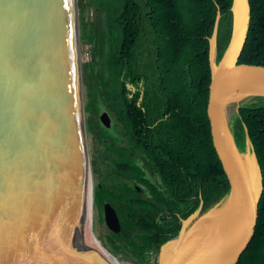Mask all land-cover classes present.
<instances>
[{
    "label": "water",
    "instance_id": "1",
    "mask_svg": "<svg viewBox=\"0 0 264 264\" xmlns=\"http://www.w3.org/2000/svg\"><path fill=\"white\" fill-rule=\"evenodd\" d=\"M230 10L218 61L219 9L208 39L210 132L229 191L203 212L200 200L160 245L156 264H230L253 235L262 173L246 127L245 148L237 146L229 108L264 97V67L237 66L249 0H232ZM79 53L77 0H0V264H112L96 249ZM99 121L111 126L107 111ZM103 216L120 230L108 202Z\"/></svg>",
    "mask_w": 264,
    "mask_h": 264
},
{
    "label": "trees",
    "instance_id": "2",
    "mask_svg": "<svg viewBox=\"0 0 264 264\" xmlns=\"http://www.w3.org/2000/svg\"><path fill=\"white\" fill-rule=\"evenodd\" d=\"M249 3L250 26L237 66L264 67V0ZM231 5L232 0H78L80 47L90 44L93 51L82 64L86 129L103 144L100 158L111 169L106 187L95 186L94 202L102 198L114 207L120 230L110 231L112 247L139 264H147L150 254L156 262L160 245L178 233L181 219L200 200L205 211L229 191L210 132L208 39L219 9L218 61L231 34ZM89 7L96 16L91 23L85 18ZM101 109L111 117L109 128L91 117ZM229 118L242 150L246 127L263 184L253 235L230 264H264V97L243 102ZM144 162L159 186L146 177Z\"/></svg>",
    "mask_w": 264,
    "mask_h": 264
},
{
    "label": "rangeland",
    "instance_id": "3",
    "mask_svg": "<svg viewBox=\"0 0 264 264\" xmlns=\"http://www.w3.org/2000/svg\"><path fill=\"white\" fill-rule=\"evenodd\" d=\"M78 3V0H77ZM88 7V6H87ZM85 18L87 19L88 23L94 22L96 19L95 13L93 11L92 7H89L85 13ZM93 51L90 44H86L83 47H80V62H81V76H82V64L86 63L90 60H92ZM81 93H82V102L83 105H85L88 101V98L86 96V88L84 83L82 82L81 85ZM251 98H248L245 101H249ZM102 111H106L105 109H101V111L96 114L92 113L91 117L99 120V114ZM234 112V106L229 108V117ZM85 117V127H86V119L89 116V113L85 112L83 113ZM86 146H87V156L89 161V179H90V185L93 190V201H94V192H95V186H97L98 183H103L106 187V183H109L110 175L109 171L110 166L107 161H102L100 158V152L103 150V144L95 139L93 134L86 129ZM140 165H142V161H139ZM143 169L145 172L146 177H148L154 184L159 186V179L158 177L151 171H148L146 169V165H143ZM108 182H106V181ZM104 190V189H103ZM97 202V203H96ZM96 202H94L95 207V223H96V238L98 239V242L100 243L101 247H99V250L102 251L105 255L108 256V258L111 259H117L119 262H123L126 258L129 263L132 264V262H135L136 264H139L135 260L129 258L124 251L121 250H115L113 249L112 245L116 244L113 240L110 238V229L106 226L103 216V207L107 203V201L102 200V198L97 199ZM103 203L102 209L100 208V205ZM203 212V211H202ZM103 218V219H102ZM104 250V251H103ZM106 250H109L112 254L110 255ZM124 254V255H123ZM123 255V256H122ZM158 252L156 253L155 258H157ZM154 255L150 254L148 256L149 262L147 264H156V262H153Z\"/></svg>",
    "mask_w": 264,
    "mask_h": 264
},
{
    "label": "bare ground",
    "instance_id": "4",
    "mask_svg": "<svg viewBox=\"0 0 264 264\" xmlns=\"http://www.w3.org/2000/svg\"><path fill=\"white\" fill-rule=\"evenodd\" d=\"M91 190H92V188H91ZM92 196H93V190H92ZM99 247H101V245H100V243L98 242V239L96 238V249H98L99 250ZM104 251V250H103ZM105 253V252H104ZM124 255V254H123ZM122 255V256H123ZM108 257V256H107ZM109 260L111 261V263L112 264H115V263H120L117 259L115 260V259H113L112 257H111V259L109 258ZM129 264H131V263H129ZM132 264H136L135 262H132Z\"/></svg>",
    "mask_w": 264,
    "mask_h": 264
},
{
    "label": "flooded vegetation",
    "instance_id": "5",
    "mask_svg": "<svg viewBox=\"0 0 264 264\" xmlns=\"http://www.w3.org/2000/svg\"><path fill=\"white\" fill-rule=\"evenodd\" d=\"M144 164L146 165V169L148 170V171H151L150 169H149V167H148V165L144 162ZM152 172V171H151ZM152 174H153V172H152ZM158 252V251H157Z\"/></svg>",
    "mask_w": 264,
    "mask_h": 264
}]
</instances>
